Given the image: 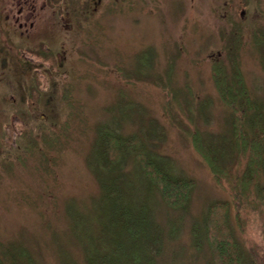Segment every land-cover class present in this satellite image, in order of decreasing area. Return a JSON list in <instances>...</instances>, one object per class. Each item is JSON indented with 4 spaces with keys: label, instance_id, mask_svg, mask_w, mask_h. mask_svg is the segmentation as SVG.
<instances>
[{
    "label": "rangeland",
    "instance_id": "obj_1",
    "mask_svg": "<svg viewBox=\"0 0 264 264\" xmlns=\"http://www.w3.org/2000/svg\"><path fill=\"white\" fill-rule=\"evenodd\" d=\"M63 1L40 25L36 83L22 78L19 90L10 80L0 88L2 258L89 264L115 239L128 242L135 260L123 264H211L193 229L213 201L229 197L186 132L212 142L230 136L231 111L213 64L229 67L231 50L252 98L264 104V0ZM102 125L124 137L146 135L172 175L195 181L187 208L173 209L156 188L137 184L133 162H125L119 181L125 192L132 187L137 240L102 232L112 201L88 164ZM250 231L251 244L264 249L259 229Z\"/></svg>",
    "mask_w": 264,
    "mask_h": 264
},
{
    "label": "trees",
    "instance_id": "obj_2",
    "mask_svg": "<svg viewBox=\"0 0 264 264\" xmlns=\"http://www.w3.org/2000/svg\"><path fill=\"white\" fill-rule=\"evenodd\" d=\"M233 44L229 43L230 49ZM229 55V67L223 62L213 64V79L222 101L231 111L230 136H220L218 141L212 142L197 130L186 132L194 150L229 199L213 201L204 216L203 226L196 224L193 234L201 233L196 246L208 245L211 264H264V249L255 242L251 244L249 239L255 225L264 241V104L252 98L238 63V54L231 50ZM98 134L88 164L106 197L112 201L111 224L103 233L123 232L134 240L142 235L141 227L136 226L134 205L127 201L132 187L127 188V192L120 187L121 169L127 160L133 162L137 184L141 182L156 188L163 201L173 209L187 208L195 181L172 175L167 169L168 158L147 147L146 135L124 137L108 125L100 126ZM236 230L251 245L247 246L244 241L245 248ZM102 249L104 253L91 258L89 264L135 261L127 250L128 242L105 240ZM0 264H6L1 253Z\"/></svg>",
    "mask_w": 264,
    "mask_h": 264
},
{
    "label": "flooded vegetation",
    "instance_id": "obj_3",
    "mask_svg": "<svg viewBox=\"0 0 264 264\" xmlns=\"http://www.w3.org/2000/svg\"><path fill=\"white\" fill-rule=\"evenodd\" d=\"M56 3L62 7L64 1L0 0V88L9 80L17 90L22 88V78L28 83L35 82L42 67V61L37 59L43 52L40 47L43 42L38 39L40 25L51 23L60 9ZM66 11L72 20L71 12ZM61 19L65 20L66 16L61 15Z\"/></svg>",
    "mask_w": 264,
    "mask_h": 264
}]
</instances>
